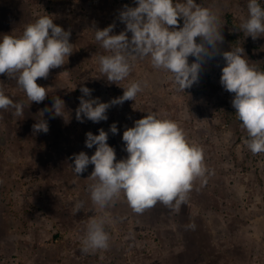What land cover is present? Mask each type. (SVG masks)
<instances>
[{
  "label": "rangeland",
  "instance_id": "374dc122",
  "mask_svg": "<svg viewBox=\"0 0 264 264\" xmlns=\"http://www.w3.org/2000/svg\"><path fill=\"white\" fill-rule=\"evenodd\" d=\"M197 3L218 13L223 42L220 52L204 61L199 81L180 91L170 73L152 67L150 57L132 61L121 86L101 77L98 57L108 53L95 40V30L114 24L112 34L125 31L119 13L137 0H0V36H20L26 25L50 15L71 32L74 49L66 64L37 80L48 90L40 103L29 104L16 80L0 74V88L24 105L22 117L11 108L0 110V264H264V153L253 155L247 148V132L231 103L234 94L220 84L222 52L232 48L242 47L249 63L264 71V36L253 40L239 28L248 0ZM194 60L188 57L189 64ZM133 80L144 90L134 101L110 107L106 121L76 119L81 86L92 90L85 99L108 102ZM54 96L64 100L65 117L45 112L49 131L34 133ZM148 112L177 122L187 140L202 147L206 179L195 182L178 211L157 203L136 214L123 194L107 208L94 206L89 192L94 181L88 178L94 165L76 175L73 154L93 155L96 146L86 147V133L98 135L103 128L116 159H125L123 132ZM114 122L115 135L109 130ZM76 201L84 208L74 214ZM101 217L109 247L85 254L87 225Z\"/></svg>",
  "mask_w": 264,
  "mask_h": 264
},
{
  "label": "clouds",
  "instance_id": "9594fccd",
  "mask_svg": "<svg viewBox=\"0 0 264 264\" xmlns=\"http://www.w3.org/2000/svg\"><path fill=\"white\" fill-rule=\"evenodd\" d=\"M247 9L248 15L241 19L239 28L255 40L264 36V6L259 0H248ZM119 19L126 24L125 31L119 34H112L114 24L95 30V40L108 53L98 57L101 77L118 86L130 76L132 61L150 57L152 67L170 73L169 78L178 90L184 91L199 81L204 61L219 53L218 46L223 42L218 13L201 6L197 0H137V6H125L120 11ZM180 19L182 27H178ZM128 32L132 33L130 39ZM70 36L71 32L55 24L50 15L40 16L26 25L20 36H0V74L6 73L16 80L29 104L44 101L48 90L37 80L46 79L51 69L67 63L74 51ZM197 37L201 38L200 42ZM189 56L195 57L191 64ZM222 56L225 65L220 84L234 94L231 103L247 132L246 146L253 155L264 153V71L249 63L242 47L224 51ZM122 87V96L101 102L99 98L85 99L91 97L92 90L81 86L83 95L79 98L76 119L106 121L110 107L134 101L144 90V84L136 80ZM53 101L50 109L41 111V118L33 125L34 133L49 131L47 120L42 118L45 112L52 113V118L65 117L64 100L54 96ZM10 108L14 109L13 115H24L23 103L14 102L0 88V110ZM109 130L117 134V124H111ZM107 140L108 132L103 128L98 135L89 131L85 145L87 148L95 145L94 154L89 156L81 151L72 156V169L78 176L90 164L94 165L88 177L94 181L89 192L92 204L100 209L113 205L123 194L136 214L157 203L178 211L195 182L206 179L209 172L202 147L189 142L177 122L160 118L155 112H148L123 132L124 150L128 153L125 159H116L115 150ZM83 208V202L76 201L74 214ZM109 239L105 220L92 219L81 241V251L89 254L107 249Z\"/></svg>",
  "mask_w": 264,
  "mask_h": 264
},
{
  "label": "trees",
  "instance_id": "16d2710c",
  "mask_svg": "<svg viewBox=\"0 0 264 264\" xmlns=\"http://www.w3.org/2000/svg\"><path fill=\"white\" fill-rule=\"evenodd\" d=\"M126 2H128L129 0H125Z\"/></svg>",
  "mask_w": 264,
  "mask_h": 264
}]
</instances>
